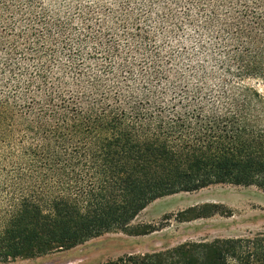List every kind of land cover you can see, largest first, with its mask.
<instances>
[{"label":"trees","instance_id":"trees-1","mask_svg":"<svg viewBox=\"0 0 264 264\" xmlns=\"http://www.w3.org/2000/svg\"><path fill=\"white\" fill-rule=\"evenodd\" d=\"M220 184L264 192V0H0V264ZM103 264H264V233Z\"/></svg>","mask_w":264,"mask_h":264},{"label":"rangeland","instance_id":"rangeland-1","mask_svg":"<svg viewBox=\"0 0 264 264\" xmlns=\"http://www.w3.org/2000/svg\"><path fill=\"white\" fill-rule=\"evenodd\" d=\"M262 89V85L256 84ZM208 217H195L203 209ZM212 214V215H210ZM161 225L150 235L134 234L138 225ZM264 233V192L256 187L212 185L193 193L161 198L144 210L126 232H112L73 249L54 253L36 261L20 260L9 264H103L121 256L163 252L186 242L254 237Z\"/></svg>","mask_w":264,"mask_h":264},{"label":"crops","instance_id":"crops-1","mask_svg":"<svg viewBox=\"0 0 264 264\" xmlns=\"http://www.w3.org/2000/svg\"><path fill=\"white\" fill-rule=\"evenodd\" d=\"M147 208H148V207H147ZM147 208H146V209H147ZM146 209H145V210H146Z\"/></svg>","mask_w":264,"mask_h":264}]
</instances>
